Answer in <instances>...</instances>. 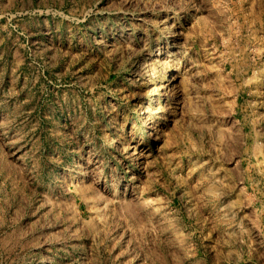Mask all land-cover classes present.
<instances>
[{
	"label": "rangeland",
	"instance_id": "rangeland-1",
	"mask_svg": "<svg viewBox=\"0 0 264 264\" xmlns=\"http://www.w3.org/2000/svg\"><path fill=\"white\" fill-rule=\"evenodd\" d=\"M0 264H264V0H0Z\"/></svg>",
	"mask_w": 264,
	"mask_h": 264
}]
</instances>
